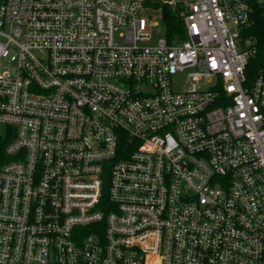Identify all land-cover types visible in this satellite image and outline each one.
<instances>
[{
	"label": "built area",
	"instance_id": "1",
	"mask_svg": "<svg viewBox=\"0 0 264 264\" xmlns=\"http://www.w3.org/2000/svg\"><path fill=\"white\" fill-rule=\"evenodd\" d=\"M163 1L0 0V264H264V0Z\"/></svg>",
	"mask_w": 264,
	"mask_h": 264
},
{
	"label": "trees",
	"instance_id": "2",
	"mask_svg": "<svg viewBox=\"0 0 264 264\" xmlns=\"http://www.w3.org/2000/svg\"><path fill=\"white\" fill-rule=\"evenodd\" d=\"M147 5L152 8H160L162 13L163 23L165 25L166 37L169 41L175 39H181L184 37L185 25L183 21L182 10L178 6H171L165 3L163 0H155L146 2ZM260 34L259 43L263 52L260 53L256 62L262 63V56L264 55V22L261 21L257 29ZM4 131L0 132V166L9 160L6 154L7 145L13 140L14 134L8 132L7 128H3ZM6 131V132H5Z\"/></svg>",
	"mask_w": 264,
	"mask_h": 264
},
{
	"label": "rangeland",
	"instance_id": "3",
	"mask_svg": "<svg viewBox=\"0 0 264 264\" xmlns=\"http://www.w3.org/2000/svg\"><path fill=\"white\" fill-rule=\"evenodd\" d=\"M143 2H149L152 0H141ZM151 7V6H150ZM146 18L151 19L154 23H156L155 26V34H154V41H157L158 38L165 37L166 35V30H165V25L163 23L162 19V13L160 8H152L150 9V12H146L144 14ZM180 82L179 85L177 86V89H182L185 86V81L183 79H178ZM4 131L3 127L0 126V132Z\"/></svg>",
	"mask_w": 264,
	"mask_h": 264
}]
</instances>
